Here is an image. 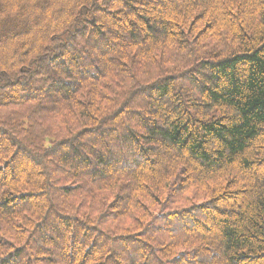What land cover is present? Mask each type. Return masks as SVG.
<instances>
[{
	"label": "trees",
	"instance_id": "obj_1",
	"mask_svg": "<svg viewBox=\"0 0 264 264\" xmlns=\"http://www.w3.org/2000/svg\"><path fill=\"white\" fill-rule=\"evenodd\" d=\"M0 264H264V0H0Z\"/></svg>",
	"mask_w": 264,
	"mask_h": 264
}]
</instances>
